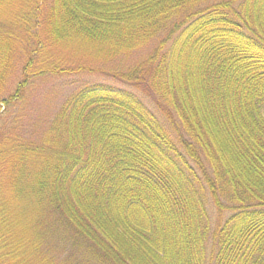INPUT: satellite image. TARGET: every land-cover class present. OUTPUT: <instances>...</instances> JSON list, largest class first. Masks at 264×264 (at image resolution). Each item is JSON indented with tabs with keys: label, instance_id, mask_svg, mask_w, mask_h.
Wrapping results in <instances>:
<instances>
[{
	"label": "trees",
	"instance_id": "trees-1",
	"mask_svg": "<svg viewBox=\"0 0 264 264\" xmlns=\"http://www.w3.org/2000/svg\"><path fill=\"white\" fill-rule=\"evenodd\" d=\"M95 71L119 85L0 121V264H264V0H0L8 112Z\"/></svg>",
	"mask_w": 264,
	"mask_h": 264
},
{
	"label": "rangeland",
	"instance_id": "rangeland-1",
	"mask_svg": "<svg viewBox=\"0 0 264 264\" xmlns=\"http://www.w3.org/2000/svg\"><path fill=\"white\" fill-rule=\"evenodd\" d=\"M154 43L157 44L158 40ZM153 51L154 45L152 44L142 52L117 58L112 63L102 65L100 68L106 72L126 71L135 62L140 61L147 52L152 53ZM21 69L22 63L19 57L16 64L12 67L7 82L3 86L4 88L2 87V93L8 92L2 101L7 99L9 95L14 94L23 81V78L20 77ZM93 84L119 85L110 77L98 71L87 72V74L84 73L79 76L45 75L35 79L27 89L24 102L17 107L12 108L8 112L6 106L0 102V121H7L2 123L1 127L6 126L9 129L30 133L38 126H46L49 122H52L53 118L68 103L78 89ZM3 170H0V175L3 174ZM209 211L212 223L215 224L218 221L217 210L210 207ZM227 217H225V220Z\"/></svg>",
	"mask_w": 264,
	"mask_h": 264
}]
</instances>
